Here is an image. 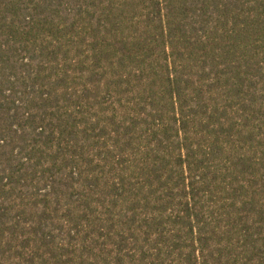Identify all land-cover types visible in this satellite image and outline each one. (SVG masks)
<instances>
[{"label":"trees","instance_id":"obj_1","mask_svg":"<svg viewBox=\"0 0 264 264\" xmlns=\"http://www.w3.org/2000/svg\"><path fill=\"white\" fill-rule=\"evenodd\" d=\"M0 264H264V0H0Z\"/></svg>","mask_w":264,"mask_h":264}]
</instances>
